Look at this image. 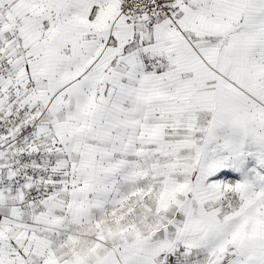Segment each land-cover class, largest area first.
<instances>
[{"label":"snow or ice","instance_id":"1","mask_svg":"<svg viewBox=\"0 0 264 264\" xmlns=\"http://www.w3.org/2000/svg\"><path fill=\"white\" fill-rule=\"evenodd\" d=\"M0 264H264V0H0Z\"/></svg>","mask_w":264,"mask_h":264}]
</instances>
